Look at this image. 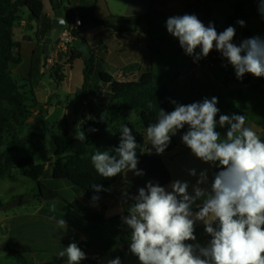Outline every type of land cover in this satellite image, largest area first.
Instances as JSON below:
<instances>
[{
  "label": "clouds",
  "instance_id": "1",
  "mask_svg": "<svg viewBox=\"0 0 264 264\" xmlns=\"http://www.w3.org/2000/svg\"><path fill=\"white\" fill-rule=\"evenodd\" d=\"M259 3L264 13V0ZM237 23L245 26L244 20ZM166 28L194 62L215 49L235 69L238 79L248 73L264 77L261 37L236 44L234 26L218 32L214 23L206 26L194 14L171 16ZM170 102L174 109L161 108L157 122L146 129V140L152 146L148 153L154 150L163 155L179 134L191 154L210 168L199 173L196 168L188 170L189 175L197 177L191 191L188 181L175 179L166 186L149 180L135 194L124 193L127 214L121 208L120 219L129 233V252L139 264H264V140L246 123L245 115L222 114L216 96L188 104L171 98ZM218 126L227 128L224 139ZM120 131L115 148L118 155L107 151L92 155L96 171L108 180L121 173L127 177L130 171L137 177L144 176V170L138 168V144L132 127L124 124ZM84 138L80 133L78 139ZM91 187L97 193L110 191L103 184L93 183ZM91 200L97 202L100 196L93 195ZM56 223L68 229L66 219ZM198 223L209 237L206 244L197 239ZM57 256L67 257L66 264H81L87 259V253L74 241ZM105 264H122V260L117 256Z\"/></svg>",
  "mask_w": 264,
  "mask_h": 264
},
{
  "label": "trees",
  "instance_id": "2",
  "mask_svg": "<svg viewBox=\"0 0 264 264\" xmlns=\"http://www.w3.org/2000/svg\"><path fill=\"white\" fill-rule=\"evenodd\" d=\"M49 1L53 13L56 14V9L62 8L61 1ZM255 1L260 8L259 0ZM97 2L98 0H79V5L74 7L75 20L79 18L81 25L72 28L70 32L73 42L81 39V33L89 28L105 27L111 29L120 38L139 41L150 56L154 49V37L149 19L152 16L162 15L155 8L156 0L151 1L146 14L137 17L110 15L102 19L97 17L95 12ZM24 12H28L26 21L28 26L34 29V38L27 34L22 37L23 40L31 42V45L29 65L21 74L20 81L15 79L14 69L22 62L20 53L22 42L15 41L14 26L25 20ZM44 17L43 0H0V172L7 170L8 177L20 174L27 179L37 181L38 190L34 199L40 202L60 201L63 203V210L69 215L83 221L101 224L105 221L101 216L104 214L103 209L86 211L76 207L75 200L78 198L85 206L95 208L101 200L111 197L121 185L128 187L130 194H135L137 190L131 189L135 179L129 178L128 175L125 177L123 173L111 180L100 176L92 163V155L105 151L110 155H118L115 148L119 145L122 135L120 130L122 125L127 124L132 127L136 136L138 168L145 172V175L139 178L168 185L171 182V175L161 155L155 154L154 150L151 154L148 153L152 150V146L146 140V129L150 124L157 122L161 108L166 111L174 109L175 106L170 102V98L178 100L170 88L155 84L151 60H149L150 68L134 79L123 80L110 75L105 70L107 47L99 42L95 47L89 48L92 53L90 60H87L75 47H71L67 53V61L84 60L80 104L90 101L91 96L98 111L108 114V121L103 122L98 117L92 118L80 128L75 122L65 121L62 131L56 132L54 125L45 118L43 111H39L35 120L29 122L28 119L33 115L32 107L36 106L31 83L33 58L38 43H42L45 36V33L40 31V22ZM235 22V18L229 20L230 24ZM208 58L201 60L206 63ZM49 70L51 77L59 86L65 75H60V69L55 70L51 67ZM93 76L108 88L96 91L91 86ZM249 80L250 73L245 74L243 79H238L236 73H233L227 79L229 82L243 86L249 85ZM149 104L153 105L151 109L148 107ZM134 117L139 120L140 129L132 123ZM93 128L97 131H91ZM80 133L85 135L83 140L78 139ZM47 140L51 144L53 156L50 158V163L53 167L51 177L44 179L46 165L36 163V156ZM175 147L176 141L173 137L165 152ZM93 183L103 184L105 188H110V191L97 193L91 187ZM93 195H99L100 200L93 202L91 200ZM124 204L127 208L128 204L125 201ZM115 219L120 218L112 220ZM78 246L87 253L86 241L80 242ZM6 251L18 262H23L28 255L26 251L14 248H7Z\"/></svg>",
  "mask_w": 264,
  "mask_h": 264
},
{
  "label": "rangeland",
  "instance_id": "3",
  "mask_svg": "<svg viewBox=\"0 0 264 264\" xmlns=\"http://www.w3.org/2000/svg\"><path fill=\"white\" fill-rule=\"evenodd\" d=\"M66 4V0L64 1ZM199 3L198 18L207 26L210 22L214 23L218 32L224 31L228 26H234L236 35L234 43L239 44L243 39L259 36L264 39V13H262L255 0H161L157 3V7L162 10V17L152 20V30L158 42L162 37H166L164 42L159 44V53L155 55L154 79L156 85L167 86L170 88L177 100L182 104H188L195 101H202L203 98L218 97V107L222 114H243L246 116V123L250 125L264 140V77L257 78L250 74L249 85L243 86L236 82H229L227 79L235 73V69L222 58L221 54L215 49L209 54L206 63L200 60L194 62L191 56L185 54L180 47L177 38L168 33L166 28V20L171 16L193 14L195 6ZM149 2L140 4L136 12L145 13L149 8ZM48 6V2L46 3ZM53 13V11H52ZM54 14V13H53ZM238 14V15H237ZM28 12H24V19H28ZM236 19L233 24L229 20ZM238 20H244L245 26L237 23ZM51 21V22H50ZM74 23V19L69 18L66 27H70ZM35 25V24H34ZM48 25H50L48 27ZM52 19L50 15L45 13V17L40 22V31L45 33L43 42L39 45L43 47L44 40L51 31ZM93 28V27H92ZM89 28V29H92ZM23 34L30 35L34 38V29L24 25L21 22L14 26V39L21 41V64L14 69V77L21 81V74L26 71L29 65V52L31 42L23 40ZM60 32L52 31V43L50 51L55 49V43ZM199 51V49H197ZM67 54L62 53L54 59L53 62H46L50 67L42 64V58L38 60L37 67L33 74L32 88L36 102L35 108L32 107L33 115L36 110L43 111L45 118L54 125V128L60 130L65 121L75 117L77 123L80 124L83 118V107L76 106V100L81 94L83 85L84 60H73L68 62ZM227 64V67L224 65ZM42 66L44 67L42 70ZM53 67L55 70L60 69V75H65L62 83L57 86L51 72L45 71V68ZM50 71V70H49ZM110 73L114 71V67L110 66ZM91 86L97 91L107 89V85L98 82L96 76L92 77ZM29 100V97H27ZM30 105V103H29ZM31 106V105H30ZM105 116L103 122H107L109 116L106 112L100 111L98 118ZM33 115L28 119L32 120ZM219 117L217 116V119ZM132 123L140 129L139 120L134 117ZM79 128V127H78ZM221 138L224 139V133L227 128H220ZM176 143H179V150L182 152L178 161L182 164L187 161L188 169L186 173L182 169L178 171V178L186 180L191 185L196 183L197 177L189 175L188 170L196 168L197 172L201 171L204 166L194 156H190L188 149L182 142L180 135L174 136ZM53 156L51 144L47 140L41 151L36 156V163L46 165L43 178L51 177L53 164L50 158ZM205 165V164H204ZM183 167V166H181ZM0 264H42L33 254L32 248H37L40 252L45 253V247H41L38 239H41L42 227L46 222L44 219L49 210L55 213L65 214L61 207L63 203L60 201L40 202L34 199V195L38 190V182L27 179L20 174H14L8 177V171L0 172ZM128 176L134 175L131 171ZM147 180L138 179L132 184V190H137L144 186ZM117 192V190L115 191ZM116 193L112 199L115 200L110 206V213L101 214L105 220L101 224L92 222H83L84 235L92 240V251L87 259L81 264H105L107 259L119 256L122 264H139L138 258L129 252V233L121 224V219L110 220L107 218L109 214L113 217L117 211L116 205L120 202L116 198ZM41 203H45V210L40 211ZM76 207L84 209L82 200L74 203ZM55 205V209H53ZM128 207V206H127ZM100 237L101 241L98 239ZM27 247V248H25ZM30 249H29V248ZM7 248L19 249L28 253L23 262H18L14 257L8 255ZM38 261V262H37ZM67 261V260H66ZM66 261L53 260L45 261L46 264H66Z\"/></svg>",
  "mask_w": 264,
  "mask_h": 264
},
{
  "label": "crops",
  "instance_id": "4",
  "mask_svg": "<svg viewBox=\"0 0 264 264\" xmlns=\"http://www.w3.org/2000/svg\"><path fill=\"white\" fill-rule=\"evenodd\" d=\"M62 3V9H63V16L66 20V26L68 24L69 18L74 19L75 22V14L76 11L74 10V7L79 5V0H66V4L64 3L65 0H60ZM151 3L152 0H98L97 6H96V15L99 18H106L107 16L114 15V16H124V17H137L143 14H146L149 10L145 13L141 12H136L137 7L140 4H144L146 2ZM48 2V6L46 3ZM161 2V0H156L155 3V8L159 12H162L161 9L157 7V3ZM44 4V14L47 13L50 15L51 19L55 17V14L52 13V6L49 0H43ZM200 4L197 3L195 6V10ZM150 7V4H149ZM199 11V10H198ZM162 14V13H161ZM163 15L160 16H152L149 21H150V26H151V31L153 34L152 30V20L157 17H162ZM22 23L26 25L28 22L26 20H23ZM74 23L70 27H73ZM22 35H25L22 33ZM154 49L151 52L150 56L147 55V52H145V47L139 42L135 41L134 39H126V38H120L118 35H116L111 29L105 28V27H95L92 29H87L81 33V39L86 42L87 46L89 48L95 47L99 42H101L103 45L107 47V56H106V65H105V70L108 72L110 75L114 76L115 78L118 79H123V80H131L136 78L138 75H140L143 71L148 70L150 68L149 60H151V67L153 72L155 73L156 69L154 67V59L156 54H160L158 49H159V44L160 42H164L166 40V37H162L161 40L158 42V40L155 38L154 34ZM17 42H20L16 40ZM38 43L36 49H35V54L33 58V74L34 71L37 67L38 60L42 58V64L45 66H49V64H46L50 56L54 57L52 55V51H50L49 47V57L46 60L44 57V51L41 45ZM76 60H81V59H76ZM113 66L114 71L110 73L109 67ZM42 66V70L44 68ZM108 88V87H107ZM96 90V89H95ZM103 90H106V88H103ZM97 91V90H96ZM81 96V94H80ZM80 96L76 100V106L81 105L83 107V118L81 120V123H77V119L75 117L70 118L69 121L67 122H75L77 124V127H82L88 120L92 118H97L98 116V109L94 103V100L90 96V101L84 102L80 104ZM39 110H36V113H34L32 120H29V122H32L35 120V117ZM65 123V122H64ZM64 127V124H63ZM63 127L60 130L55 129L56 132L62 131ZM179 148V143H176V147L171 150L165 152L163 155H161V159L167 169L170 172L171 175V181L175 180L178 178V171L181 172L183 169L184 172L186 173V170L188 169V163L187 161L185 163H181L178 161V158H180L181 154L183 151H185L182 148V152ZM190 151V150H189ZM191 154V152H190ZM190 156H193L192 154ZM201 162V161H200ZM205 168H210L209 165L205 164H200ZM183 166V167H181ZM201 169V170H203ZM212 169L209 171V176L211 178L212 174ZM129 178L132 179H138L137 176L135 175H130ZM117 190V192H115ZM114 191V194L116 193V198L119 199V203L116 205L117 211L120 210L121 208H124V213L127 214V208L124 204L125 197L124 193H129L130 194V189L128 187H125V185L119 186L117 189ZM113 194V195H114ZM113 195L109 198L101 200L95 208L85 206L84 205V210H95L99 211L101 209L106 210V213H110V206L112 203L115 201L112 199ZM80 199H76L75 202H77ZM46 204L41 203V206L39 207L40 211H44ZM60 210H63V207L60 208ZM65 213V212H64ZM121 212L116 213V215L113 217L112 214H109L107 218L113 219V218H120ZM46 217L44 220L49 223H45L44 226L42 227V234L43 236L41 239H38V242L41 247H45V253L40 252L39 249L37 248H32V251L34 256L39 260L42 261V264H46L45 261L47 260H53L58 262L59 260L61 261H66L67 257L64 258H59L57 256L58 252L62 251L65 249V247L70 244L71 242H76L79 244L82 241H86L88 244V251H87V256L91 254L92 251V240L84 235V223L87 221H83L79 218L73 217L69 215L67 212L65 214L61 213H55L52 210H49L48 213H46ZM55 217V219H54ZM60 218H64L68 222V229L65 231L64 229L58 227L56 221ZM97 224V223H96ZM196 235L197 239L199 242L202 244H206L207 240L209 237L206 235L204 232V226L202 224H197L196 227ZM98 239L101 241L100 237L98 236ZM27 248V247H25ZM29 248V247H28ZM30 249V248H29ZM38 262V261H37ZM55 264V263H53Z\"/></svg>",
  "mask_w": 264,
  "mask_h": 264
},
{
  "label": "water",
  "instance_id": "5",
  "mask_svg": "<svg viewBox=\"0 0 264 264\" xmlns=\"http://www.w3.org/2000/svg\"><path fill=\"white\" fill-rule=\"evenodd\" d=\"M65 27H66V20L63 16V9L58 8L56 9L55 17L52 20L51 31L49 32L47 38L44 40V44L42 47L44 51V57L46 60L49 57V47L53 41L51 36L52 31L61 32ZM73 47L79 50L87 60H90L92 53L85 41H83L82 39L75 40L73 42ZM45 71L50 72L48 67L45 68Z\"/></svg>",
  "mask_w": 264,
  "mask_h": 264
},
{
  "label": "built area",
  "instance_id": "6",
  "mask_svg": "<svg viewBox=\"0 0 264 264\" xmlns=\"http://www.w3.org/2000/svg\"><path fill=\"white\" fill-rule=\"evenodd\" d=\"M200 6L201 5H199L197 7V9L195 10V12L193 13L197 17L199 16V11L198 10L200 9ZM200 20H201V18H200ZM80 25H81V20L79 18H76L73 27H65L63 29V31L60 32V35H59V37H58V39H57V41L55 43V47L56 48L52 50V55L54 57L50 56V58L48 59V62H50V63L53 62L55 57L56 58L58 57V59H59V56L62 53H65V54L68 53L69 49L71 47H73V38H72L70 32H71L72 28H76V27H78Z\"/></svg>",
  "mask_w": 264,
  "mask_h": 264
}]
</instances>
